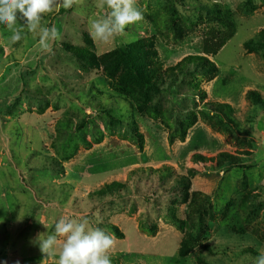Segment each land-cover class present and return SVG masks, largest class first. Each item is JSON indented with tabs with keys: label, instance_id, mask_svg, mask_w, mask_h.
<instances>
[{
	"label": "rangeland",
	"instance_id": "374dc122",
	"mask_svg": "<svg viewBox=\"0 0 264 264\" xmlns=\"http://www.w3.org/2000/svg\"><path fill=\"white\" fill-rule=\"evenodd\" d=\"M204 1L237 24L212 57L218 75L208 81L163 71L159 90L148 95L118 49L152 40L163 70L201 53L216 21L200 18L206 11L195 0H136L143 19L107 42L89 33L91 20L110 11L105 0H72L71 8L56 0L41 21L59 31L47 48L19 14V41L0 25V264H57L38 237L60 217L87 219L109 233L112 264H255L264 253V48L245 45L264 30V0ZM74 49L89 52L78 57ZM249 91L263 102L248 99ZM211 103L231 104L225 115L232 123ZM221 153L241 165L218 163ZM165 166L173 176L156 172ZM114 181L126 186L100 195ZM196 194L205 197L200 215L189 208ZM173 215L191 217L192 227L180 229ZM188 230L192 249L181 256Z\"/></svg>",
	"mask_w": 264,
	"mask_h": 264
},
{
	"label": "clouds",
	"instance_id": "9594fccd",
	"mask_svg": "<svg viewBox=\"0 0 264 264\" xmlns=\"http://www.w3.org/2000/svg\"><path fill=\"white\" fill-rule=\"evenodd\" d=\"M56 0H0V25L13 30L11 40L21 39V32L14 25L19 18L27 31L34 34L43 48L59 36L55 26H42L43 14L53 11ZM110 10L106 15L92 19L90 36L94 40L109 41L126 34L130 25L143 19V13L136 0H105ZM65 8L72 7V0H63ZM40 250L45 256H58L57 264H112L110 249L114 244L112 236L99 227H91L87 219L60 217L54 231L38 237ZM255 264H264L261 253Z\"/></svg>",
	"mask_w": 264,
	"mask_h": 264
},
{
	"label": "trees",
	"instance_id": "16d2710c",
	"mask_svg": "<svg viewBox=\"0 0 264 264\" xmlns=\"http://www.w3.org/2000/svg\"><path fill=\"white\" fill-rule=\"evenodd\" d=\"M179 2H184L185 0H178ZM198 5L197 9L206 11L205 15H201L200 18H209L216 21V24L210 25L205 32V36L202 41V51L199 54H190L185 56L182 60H180L176 65L167 68L166 70L162 69V65L158 64L156 61L157 51L154 48L155 42L148 41L142 43L137 39L134 43L126 46L125 48L118 49L119 56L123 59L126 65H128L129 69L133 71V73L139 76V79L145 85V94H149V90H159L158 83L156 80L163 79L162 72L165 71L171 77H177L178 75H190L195 77L197 73L201 74L202 76L206 77L208 81L213 80L219 73L218 65L212 60V57L217 55L219 51L227 44V42L234 37L237 33V24L231 18V15L222 8L218 3L205 2L204 0H195ZM177 1H175V7H171L170 10L172 12V8H174L173 13L176 11ZM176 38H182V32L180 30L177 31ZM246 47L250 51H256L259 49L264 48V30L261 31L257 37L246 41ZM138 48L140 51L138 53H142L144 55V59H139L135 57V49ZM134 49V50H133ZM76 56L82 57L87 56L89 51H81L79 49H74ZM144 69H146L144 71ZM178 78V77H177ZM113 86L116 84L113 82ZM119 85H116V88ZM195 92H198L201 99H206L207 91L201 88V84L198 82H193V87ZM194 92V94H196ZM247 98L254 100L256 102H263L261 94L259 91H249L247 93ZM211 107L213 110L219 114L220 116H225L223 118L220 117L222 120H228V123H232V121L227 118L225 112H232L233 106L229 103H211ZM133 132L139 140V144L142 146L144 142V136L142 133L139 132V129L136 124L133 125ZM187 135V129H185L184 133L182 134L181 139L185 140ZM171 141L173 142V136H171ZM221 159L218 158V163H230L232 165L240 166V160L238 156H233L230 153H221ZM195 159L197 161H206V158L203 155L196 154ZM156 172L161 173L162 176H173V170L169 166H165L162 169H157ZM185 180L186 178H182ZM180 181V179H179ZM181 182V181H180ZM126 185L124 182L114 181L113 183L106 185L103 189L100 190V195H104L107 193H117L121 192V189L124 188ZM205 197L200 198L199 194L193 196L189 208L193 212L199 213V215L203 211V201ZM174 220L178 223V227L184 230L185 228L192 227L193 220L190 219L187 221L179 220L176 215H173ZM121 234V233H120ZM188 234L190 238L183 242L182 246L179 249V254L181 256H186L188 252L192 249L191 243L194 241L193 239V232L188 230ZM204 247V246H203ZM205 248H208L205 246ZM209 250V249H208Z\"/></svg>",
	"mask_w": 264,
	"mask_h": 264
}]
</instances>
